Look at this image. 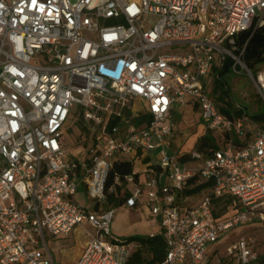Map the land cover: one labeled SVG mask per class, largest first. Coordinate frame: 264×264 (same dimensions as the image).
Returning <instances> with one entry per match:
<instances>
[{
	"label": "built area",
	"instance_id": "1",
	"mask_svg": "<svg viewBox=\"0 0 264 264\" xmlns=\"http://www.w3.org/2000/svg\"><path fill=\"white\" fill-rule=\"evenodd\" d=\"M263 25L264 0H0V264H56L49 241L78 228L87 240L73 264H126L139 245L112 231L116 161L144 167L125 178L124 206L150 207L160 264H205L225 232L264 222V127L239 103V115L222 112L212 92L231 58L264 99V71L237 45ZM188 102L223 145L193 150L196 167L169 153L174 105ZM74 117L89 135L80 157L64 138ZM197 173L212 188L193 205L183 189ZM222 196L241 210L218 222ZM229 251L262 264L244 238Z\"/></svg>",
	"mask_w": 264,
	"mask_h": 264
},
{
	"label": "rangeland",
	"instance_id": "2",
	"mask_svg": "<svg viewBox=\"0 0 264 264\" xmlns=\"http://www.w3.org/2000/svg\"><path fill=\"white\" fill-rule=\"evenodd\" d=\"M264 68L260 67L257 73L263 72ZM229 85L232 93V100L247 107L250 114H254L257 111L264 110V99L258 92L253 81L246 74H234L229 78ZM145 103L137 100L134 104L136 109H143ZM175 109L178 105H174ZM184 121H179L177 117L174 121L184 125L187 123L186 128H182L185 132L189 130L187 128L194 125L196 117L190 113L188 109ZM78 120L76 118L70 119L67 123L65 130V143L69 151V155L80 157L79 154L83 152V146L87 144V138L89 135L79 128ZM183 126V127H184ZM195 127V126H193ZM81 131V134H80ZM183 132V135H184ZM190 145V141L187 146ZM216 145L222 147V143L217 138ZM173 149L170 150V153ZM157 151L152 153V157H155ZM83 190V187H80ZM207 193L203 191L201 195H196L192 200H198ZM79 201L84 204L82 195L78 196ZM216 210L224 215L232 216L235 212L233 207L219 204L216 206ZM112 231L120 239L128 240L133 237H148L156 234L160 231V226L156 225V218L151 215V209L146 204H140L138 208H131L122 206L116 209L114 222L112 225ZM79 234H71L69 236H60L54 240L49 241L50 248L53 252L56 264H71L75 261L81 253L83 243L87 240L85 237H79ZM82 238V239H81ZM246 239L251 243L254 251L258 254L260 262L264 264V222H248L238 227H235L223 234L218 243L212 245L211 251L214 250L210 257V264H237V258L230 253V247L240 239ZM76 255V256H75Z\"/></svg>",
	"mask_w": 264,
	"mask_h": 264
},
{
	"label": "trees",
	"instance_id": "3",
	"mask_svg": "<svg viewBox=\"0 0 264 264\" xmlns=\"http://www.w3.org/2000/svg\"><path fill=\"white\" fill-rule=\"evenodd\" d=\"M237 45L239 47L245 46L242 60L248 69L254 75H257L258 69L260 67L264 68V25L259 27L254 33L251 31L240 33L237 37ZM234 64L231 58L226 60L225 66L219 72L220 79L215 80L212 87V92L216 96L220 110L231 117L239 115V111L234 109V104H236V102L232 100V93L229 85V78L234 75ZM236 68L241 70L238 65ZM248 114L254 122L264 127V110L257 111L254 114H250L248 111ZM77 123L79 124L80 130L85 132L82 121L78 120ZM213 144V137L211 135H205L199 140L197 148L200 151H204L206 146H212ZM182 160L187 161L188 159L183 158ZM133 170L134 166L131 162H114L108 185L114 182L115 177L120 179V184L116 186V191L109 195L106 206H112L116 209L124 206L131 195L130 188L127 186L125 178L132 175ZM211 188L212 182L204 181L197 173L188 178L187 184L183 189V194L186 197H192L202 194L203 191H207L208 193ZM219 204L233 207L235 210L234 214L229 217L224 215V213L218 212L216 206ZM212 209L214 217L218 222L229 221L241 210V205L237 199L231 196L213 197ZM127 241L138 242L141 247L130 256L126 264H160L163 261L166 252V243L161 233L148 237H133Z\"/></svg>",
	"mask_w": 264,
	"mask_h": 264
},
{
	"label": "crops",
	"instance_id": "4",
	"mask_svg": "<svg viewBox=\"0 0 264 264\" xmlns=\"http://www.w3.org/2000/svg\"><path fill=\"white\" fill-rule=\"evenodd\" d=\"M190 110V113L193 115V116H195L196 117V119H195V124L194 125H191V127H189V128H187V129H189V130H186L185 132L183 131V129L182 128H186L184 125H186L187 126V123L186 124H184V125H182V123H180L181 124V126H182V128H180L179 127V124H177L175 121H174V119L177 117V119L179 120V121H183V123H185L186 121H184L185 119H184V116H185V114H186V112H187V110ZM202 113H201V109L197 106V105H195L194 103H192V102H188V104H187V106L186 107H180V106H178V108H176L175 109V107H174V116H173V122H174V125H175V129H174V133H173V135H172V137H171V147H170V149H169V153H170V150H172L173 149V152L172 153H170V154H175V153H177V154H179L180 155V157H181V160L183 159V158H185V159H188L187 161H183V162H187L190 166H192V167H196L197 166V163H195V162H193L190 158H189V155H190V153L193 151V150H199L198 148H197V144H198V142H199V140L203 137V136H205V135H211L212 137H213V145L212 146H206L205 147V149H204V151H201V152H206L209 148H212V147H215V148H217L218 146L216 145V139H217V135L216 134H214V133H212V132H210L207 128H206V126L204 125V123H203V120H202V115H201ZM184 126V127H183ZM193 126H195V127H193ZM183 132H184V135H183ZM190 141V145L189 146H187V144H188V142ZM200 151V150H199ZM148 162V160H145V162L144 163H147ZM133 166H134V169H139L140 171L144 168L143 167V165H141V164H139V163H136V164H133ZM134 171V170H133ZM199 195H201V194H199ZM198 195V196H199ZM194 198V196H192V197H186V200H187V202L188 203H190V204H193V205H196L197 203H199L200 202V200L203 198H201V196L200 197H198V200H192ZM116 214V213H115ZM114 222V221H113ZM257 222V221H256ZM259 222V221H258ZM161 232V229H160V231H158L156 234H158V233H160ZM79 234L80 236L79 237H82L83 238V235H82V231L78 228V229H76L74 232H72L71 234ZM114 233V232H113ZM70 234V235H71ZM155 234V235H156ZM69 236V235H68ZM81 238V239H82ZM55 239V238H54ZM54 239H52V240H54ZM134 243H136V244H138L139 246H138V248H137V250L141 247L140 246V244L138 243V242H134ZM83 247H84V243H83V245H82V248H81V253H82V251H83ZM211 246L209 247V249H208V251H207V258H206V262H205V264H210V257L212 256V253L214 252V250L213 251H211ZM136 250V251H137ZM135 251V252H136ZM134 252V253H135ZM81 253H80V255H81ZM80 255L77 257L76 255V259H75V261H77V259L80 257ZM74 261V262H75ZM74 262H72L71 264H73Z\"/></svg>",
	"mask_w": 264,
	"mask_h": 264
}]
</instances>
